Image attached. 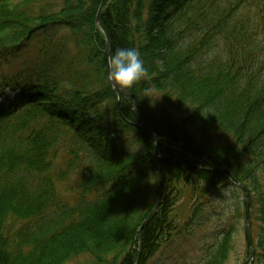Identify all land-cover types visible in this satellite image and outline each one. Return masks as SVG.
I'll return each instance as SVG.
<instances>
[{"label":"trees","instance_id":"16d2710c","mask_svg":"<svg viewBox=\"0 0 264 264\" xmlns=\"http://www.w3.org/2000/svg\"><path fill=\"white\" fill-rule=\"evenodd\" d=\"M100 2L0 0V264L81 256L85 264H135L137 229L155 199L157 148L135 126L131 100L121 93L119 110L106 80ZM262 12L264 0H109L101 17L110 55L136 48L144 60L147 75L129 89L152 131L246 186L256 262H264ZM146 89L176 117L150 106ZM160 180L139 264L171 238L185 186L205 194L230 183L171 149ZM232 231L205 264L226 260Z\"/></svg>","mask_w":264,"mask_h":264},{"label":"rangeland","instance_id":"374dc122","mask_svg":"<svg viewBox=\"0 0 264 264\" xmlns=\"http://www.w3.org/2000/svg\"><path fill=\"white\" fill-rule=\"evenodd\" d=\"M260 15L261 17L258 16L255 21L258 26H262L261 22H264V12ZM256 42L260 46L258 58L263 71L264 32L260 29ZM16 94L8 93L7 95L14 98ZM146 100H149L150 106L156 108L162 106L175 115L177 113L170 104L162 100L161 96L146 97ZM180 187L182 189L181 185ZM181 191L170 216L175 223V230L171 238L162 242L143 264H205L215 250L222 234L231 228L233 229L232 248L222 264H241L249 253L244 234L243 193L231 183L205 194L198 191L192 194V188L188 185ZM63 193L62 195L66 199H72L70 193ZM151 199H154V196ZM252 228L250 237L254 240L258 238L257 224L254 223ZM88 260V256H81L71 258L65 264H85L88 263ZM252 264H264V262L254 260Z\"/></svg>","mask_w":264,"mask_h":264},{"label":"water","instance_id":"95a60500","mask_svg":"<svg viewBox=\"0 0 264 264\" xmlns=\"http://www.w3.org/2000/svg\"><path fill=\"white\" fill-rule=\"evenodd\" d=\"M108 2V0H101L100 4L98 5V9H97V13H96V18H95V23L97 25V27L99 28V30L101 31V33L104 35L105 38V47L103 50V59H104V63H105V70H106V80L108 82V84L112 87L113 90L116 91V93L119 95L120 92H123L127 97H130L132 102H133V114L135 116V119L138 121V124L136 125V127H138L147 137L151 138V140H153V142L159 146L161 145L160 139L147 127V125L145 124V122L142 119V115L140 113V110L138 108V104L136 101L135 96L132 94V92L129 89H124L122 87L116 86L112 83H110L107 79V58L110 55V51H111V40H110V36L109 33L107 31V29L104 27L102 21H101V17H102V12L103 9L106 5V3ZM120 104V101H119ZM171 144L175 147V150L177 152L183 153L184 155H186L188 158L191 159V161L196 162V163H207L209 164L206 160H202V159H198L196 157L190 156L188 153H185L184 151H182L180 149V147L174 143L171 142ZM164 159V154L158 157L159 160V166L155 172V176H156V194H155V200H154V204L153 207L150 211V213L148 214V216L142 221L141 225L138 227L137 229V235H138V249H137V257L135 260V264H139V259H140V253H141V231L142 229L152 220V218L156 215L157 213V209L158 206L160 204L161 201V197H162V187H161V182H160V176H159V171L161 168V164L162 161ZM202 169H207V170H215L218 172H222V173H226L229 174V172L226 169L223 168H215V167H211V168H205L203 166H201ZM230 175V174H229ZM231 176V175H230ZM231 181L238 185L239 187H241L245 193V201H244V205H245V226H244V234H245V240H246V245L249 249V256L241 263V264H247L249 262V264L252 263L253 257H254V249L251 245V241H250V235H249V219H248V194H247V190L246 188L239 182H237L236 180H234L232 177Z\"/></svg>","mask_w":264,"mask_h":264},{"label":"clouds","instance_id":"9594fccd","mask_svg":"<svg viewBox=\"0 0 264 264\" xmlns=\"http://www.w3.org/2000/svg\"><path fill=\"white\" fill-rule=\"evenodd\" d=\"M146 75L144 60L136 48H119L107 58V79L116 86L129 89ZM145 92L150 97L152 90Z\"/></svg>","mask_w":264,"mask_h":264},{"label":"bare ground","instance_id":"6f19581e","mask_svg":"<svg viewBox=\"0 0 264 264\" xmlns=\"http://www.w3.org/2000/svg\"><path fill=\"white\" fill-rule=\"evenodd\" d=\"M109 1V0H108ZM258 20H260V19H258ZM263 31V30H262ZM105 47V46H104ZM104 50V49H103ZM111 52V51H110ZM104 60V59H103ZM261 61V60H260ZM105 64V63H104ZM260 65V64H259ZM258 66V65H257ZM262 66V65H261ZM105 74H106V70H105ZM130 90V89H129ZM115 91V90H114ZM131 91V90H130ZM116 92V91H115ZM123 94L126 98H128V99H130L131 100V98L130 97H127L123 92H120V94ZM117 94V93H116ZM120 94L118 95L117 94V100H118V104H119V101H120ZM133 94V93H132ZM134 95V94H133ZM135 96V95H134ZM136 98V97H135ZM136 101H137V99H136ZM131 104H132V106H131V112H132V114H133V102H132V100H131ZM137 104H138V102H137ZM118 108H119V110H120V108H121V101H120V104H119V106H118ZM138 108H139V105H138ZM139 110H140V108H139ZM140 113H141V111H140ZM172 113V112H171ZM173 114V113H172ZM134 115V114H133ZM142 115V114H141ZM177 115V114H176ZM176 115L174 114V116L176 117ZM135 117V116H134ZM142 119H143V121L145 122V124L147 125V127L152 131V129L148 126V124L146 123V121H145V119H144V117L142 116ZM134 124H138V121L135 119V122H134ZM135 125V126H136ZM138 128V127H137ZM139 129V128H138ZM140 130V129H139ZM153 132V131H152ZM154 133V132H153ZM159 139H160V142H161V145H159V146H157L154 142V145H155V147L157 148V158L159 157V156H161V155H163L164 154V158H165V153H166V149H171L173 152H175V153H177V154H179V155H182V156H184L185 158H187V160L188 161H190L191 163H192V165H194V166H197L198 168H200V169H202L201 168V166H203V167H205V168H211V167H215V168H223V169H226L228 172H229V174L231 175H229V174H226V173H222V172H218V171H215V170H207V169H202V170H206V171H211V172H215V173H219V174H222V175H225V176H227L228 177V179L230 180V182L236 187V188H238L242 193H243V196H244V199H243V204H244V201H245V193H244V191H243V189L241 188V187H239L238 185H236V184H234L232 181H231V178L230 177H232L234 180H236L235 179V177L231 174V172L227 169V168H225V167H219V166H215V165H213L210 161H208L206 158H203V157H201V156H198V155H194V154H192V153H190V152H188L187 150H185L184 148H182V146L179 144V143H177V142H175V141H173V140H171V139H168V138H164V137H160V136H158L156 133H154ZM153 141V140H152ZM171 142L172 143H174V144H176V145H178L179 147H180V149L182 150V151H184L185 153H188L190 156H193V157H196V158H198V159H202V160H206L209 164H207V163H201V164H199V163H196V162H193V161H191V159L190 158H188L186 155H184L183 153H180V152H177L176 150H175V147L171 144ZM158 164H159V160H158ZM157 164V168H158V165ZM157 170V169H156ZM156 170H155V172H156ZM155 174V173H154ZM159 176H160V171H159ZM237 182H239L238 180H236ZM160 182H161V180H160ZM240 183V182H239ZM245 188H246V186L243 184V183H241ZM161 187H162V183H161ZM155 189H156V176H155ZM246 190H247V188H246ZM163 193H164V191H163V189H162V197H163ZM247 194H248V191H247ZM162 197H161V199H162ZM247 200H248V198H247ZM153 204H154V202H153ZM152 207H153V205H152ZM158 208H159V206H158ZM152 209V208H151ZM151 211V210H150ZM150 211H149V213H150ZM157 211H158V209H157ZM148 213V214H149ZM148 214H147V216H148ZM146 216V217H147ZM145 217V218H146ZM248 219H249V230H250V218H249V203H248ZM142 223V222H141ZM141 225V224H140ZM143 230V229H142ZM142 232V231H141ZM254 263V262H253Z\"/></svg>","mask_w":264,"mask_h":264}]
</instances>
